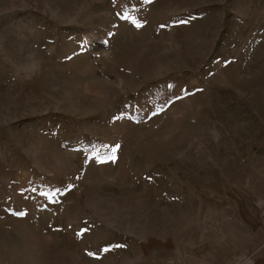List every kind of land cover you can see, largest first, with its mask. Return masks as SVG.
<instances>
[{
	"label": "rangeland",
	"instance_id": "obj_1",
	"mask_svg": "<svg viewBox=\"0 0 264 264\" xmlns=\"http://www.w3.org/2000/svg\"><path fill=\"white\" fill-rule=\"evenodd\" d=\"M263 224L264 0H0V264H239Z\"/></svg>",
	"mask_w": 264,
	"mask_h": 264
},
{
	"label": "crops",
	"instance_id": "obj_2",
	"mask_svg": "<svg viewBox=\"0 0 264 264\" xmlns=\"http://www.w3.org/2000/svg\"><path fill=\"white\" fill-rule=\"evenodd\" d=\"M260 230L261 231L257 233V236L263 238L262 245L258 248L254 247L252 252H254L253 254L255 255L249 258L247 261L241 262L239 264H264V224Z\"/></svg>",
	"mask_w": 264,
	"mask_h": 264
},
{
	"label": "snow or ice",
	"instance_id": "obj_3",
	"mask_svg": "<svg viewBox=\"0 0 264 264\" xmlns=\"http://www.w3.org/2000/svg\"><path fill=\"white\" fill-rule=\"evenodd\" d=\"M125 19H127V17H125ZM181 23H186L185 21H181ZM138 27H139V25H137ZM113 159H114V157H113Z\"/></svg>",
	"mask_w": 264,
	"mask_h": 264
}]
</instances>
